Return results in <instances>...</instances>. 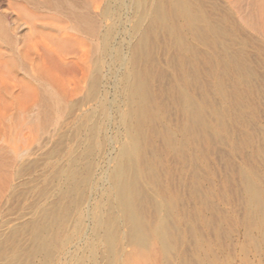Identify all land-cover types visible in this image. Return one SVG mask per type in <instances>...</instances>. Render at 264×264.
Instances as JSON below:
<instances>
[{
    "label": "rangeland",
    "instance_id": "1",
    "mask_svg": "<svg viewBox=\"0 0 264 264\" xmlns=\"http://www.w3.org/2000/svg\"><path fill=\"white\" fill-rule=\"evenodd\" d=\"M42 1L0 0V11L1 9L7 10L9 2L17 5L26 3L23 6L26 11L31 10L28 11L29 14L32 12L39 14L40 12L47 16L53 9L42 6ZM65 1L80 10L83 0ZM201 1L205 12L207 11L206 16L222 25L224 36L219 38V41L221 44L223 41L227 46L230 44L228 54L231 53V56L235 53L240 55L243 62L240 64L245 71L241 72L242 70L238 69L237 65H232L236 59L234 57L227 67L213 65L211 62L207 63L211 53L219 51L203 47V44L199 42V39L202 38H200L199 32L188 33L191 23L187 19L177 18L172 21L173 23L171 22V25H177L178 30L182 32L187 30L185 31L188 33L185 41L191 46L193 45L189 48L190 52L187 49L186 52L185 49L179 48L182 46L174 41V36H170L169 31H165L166 29L158 30L159 33H154L152 37L157 46H155V50H151L150 59L154 58V63L151 61V69L155 70L152 69L154 73L151 70L148 88L153 95L151 107L153 106L154 114L148 118L145 124L144 133L145 139L148 138V143L146 140L144 143H146L145 157L153 166L150 170L153 172L149 171L147 176L151 178L154 175L156 178L151 179H156V182L145 187V195L148 198L146 199L150 202L147 205L148 217L146 219L148 223L146 226L149 228L150 224L153 225L150 223L152 221V211L150 210L153 209L151 208L153 204L160 201L171 204L172 217L169 219V225L172 227L170 229L171 248L169 247L164 252L165 250L154 235L150 236L146 245L147 249L139 247L135 245L134 241L128 239V228L123 224L120 225L118 238L113 245V257L110 258L103 244L99 243L96 248H93L89 236L91 222L88 213L91 209L96 215L99 214L96 208L99 197L96 195L97 189L92 188V191L87 188L85 193L88 194H85L83 202L81 200L73 210L70 222L61 236L63 247L49 264H74L75 259L73 258L78 256L85 260L86 264H109V259H111L110 264H264V247L257 226L259 214L256 209L248 207L246 193L247 185L252 183L264 196V2L262 0ZM105 4L106 0H98L97 24L100 34L111 29L112 32L108 36V40L110 39L109 44L112 51L115 53L121 46L126 52L125 30H130L137 21L138 15L135 16L126 8L118 10L117 5L114 4L116 12L104 14V16L102 12L104 6L106 7ZM19 12V10L18 12L15 10L5 12V21L15 20ZM51 12L50 17L63 18L59 17L61 15L57 14L55 10ZM260 13L263 20L258 21L256 19L260 18ZM248 16L251 17V20L253 18L255 23ZM20 17L25 19L22 15ZM63 20L66 21V19ZM249 20L252 24L249 23ZM186 27L188 28L186 29ZM102 44V37H97L95 41L97 50L93 60L95 66L94 68L91 66V68L92 71H95L98 67L100 78L97 85L99 89H96V95L92 101L87 102L88 99L84 92L73 98L64 97L63 101L66 103L67 100L69 107L50 110L49 115L44 117L42 111L32 108V105L41 102L43 97H41L42 92L39 91L40 88L37 85L33 86L37 91L36 94L34 92V95L28 96L18 95L16 90L11 91V87L4 90L0 85V242L5 238L4 242L6 243L9 241L8 238L11 239L16 235L17 238L20 236L17 242L21 240L19 245L23 246L24 241L27 240L25 233L27 223L36 217L40 209L55 200L57 187L51 180L58 169L66 165L70 154L73 152L78 154L85 150L86 140L89 136L87 127L91 124L86 118L89 112L93 110L94 113L97 112L98 116L95 114V120H97L96 123L98 122L97 127L100 131L99 145L94 150L95 154L93 153L95 157L92 155L96 167L93 172L97 181L104 170L112 168L114 164L110 160L116 155L115 153L118 152L122 144L127 142L128 134L124 127L119 126L120 122L116 112L122 108L124 113H127L128 109L126 108L128 107H125L127 106L124 101L125 96L119 97L113 88V81L108 73L111 60L101 56ZM166 45L167 48H165ZM204 50L208 52H204ZM112 51L111 53H113ZM160 53L163 55L160 56ZM205 64L206 66H204ZM0 82L2 84V81ZM180 89L186 91L196 105L202 106V110L194 115L195 117L198 115L199 120L197 117L194 119L193 115L190 116L191 113L181 106L183 104L180 98L183 91ZM103 101H108L111 109L107 118L102 120L100 104ZM81 102L88 106L78 111L77 107L82 104ZM113 102L114 104H112ZM159 105L161 106L159 107ZM120 109L118 111L122 110ZM188 115L190 119H193L192 121L187 117ZM195 121L197 123L193 124ZM150 123L153 126L151 128ZM149 157L150 160H148ZM150 173L153 174L149 175ZM51 185L52 188L54 186L55 188L52 189ZM154 189H157V192ZM80 214L81 218L78 216ZM162 214L164 216L165 212H161ZM78 220L81 224L80 228H77L79 227L77 226ZM22 232L25 234L23 237H21ZM84 233L88 234L87 240L83 238ZM63 235L70 237L64 239ZM23 238L24 240H22ZM91 251L93 254L95 253V256ZM141 253L143 254L141 255ZM92 256H94L95 261L92 260L94 262L90 259ZM34 259L38 260V263L35 262L36 260L33 261L34 264H42L41 258ZM143 260L144 263H142Z\"/></svg>",
    "mask_w": 264,
    "mask_h": 264
},
{
    "label": "bare ground",
    "instance_id": "2",
    "mask_svg": "<svg viewBox=\"0 0 264 264\" xmlns=\"http://www.w3.org/2000/svg\"><path fill=\"white\" fill-rule=\"evenodd\" d=\"M262 2H264V0H262ZM41 3L42 6L48 9L55 10L57 14L61 15L58 16L63 18H57L56 16V18L50 17L52 15L50 14V12H53V10H51L48 14L46 13L47 16L45 15V13L40 12L39 14H33V12L32 14H29L28 11L30 12L31 10L26 11L25 6H23L26 3H24L23 5H17L16 3L9 2L7 10L1 9L0 11V81H2V84L0 82V85H2V89L7 90V87H11V91L16 90L18 92V95L20 94L28 96L30 94L34 95V92L36 94L37 91L34 87L35 85H37L40 88L39 91L41 90L40 92H42L41 97H43L41 99V102H37L36 104L32 105L33 107H31L37 108L38 110L42 111L44 117H47L49 115L50 110L67 108V100L66 103L63 100L67 97L73 98L76 95L78 96L81 92L85 93V97L88 99L87 102L92 101V98H95L94 96L96 95V89L98 88L97 85L100 78L97 71L98 67L97 69H95V71H92V68H94L95 66L93 65V60L95 57L94 54L97 50V48L95 47V41L97 37L100 36L103 40L102 47L100 48L101 56L111 60V64L109 63L110 65L108 73L113 81V88L115 92L119 95V97H122V95L125 96L124 101H126L127 104V106L125 107H128L126 108L128 109V112L124 113L123 109L121 108V110L119 108L121 111H118V109L116 113L120 122H118L120 124L119 126H122L126 129L128 137L127 142H123L124 144H122L118 152L115 153L116 155L114 154L115 156L113 155L114 157H111L112 159L110 160V162L114 164L112 168L104 170L101 174V177L99 178V181H97V179L94 177L95 174L93 172L95 167L93 162V157H95V155H93V153L94 150H96L95 148H97V146L99 145L98 141L100 131L97 127L98 122L96 123L97 120H95V114L97 112L94 113V110L92 112H89L90 114L88 113L86 118L87 121L91 124L87 127V134L89 136L86 140L87 146L85 150H82V152L78 154H74L73 152L67 158L68 160H66L67 163L66 165H64V167L59 168L56 173V170L54 169L55 174L51 181L52 183L56 184L57 187V194L55 196V200H52V203L40 209L36 217L33 218L29 223H27V227L25 226V233L27 237V240H25L26 242L24 241L23 245L25 247L19 245L21 240H19V242H17V240L20 236L17 238L15 237L16 235H14V237L12 236L11 239L8 238L9 241L6 243L4 242L5 238L3 241H1L2 243L0 242V264H34L33 261H35L36 259L33 260V258L36 257L42 259V264H49L55 254L61 250V247H63L64 243L61 236L62 234H64V230L67 228V225L70 222L73 210L79 205L82 199L84 200L85 194H88L87 192L85 193L87 188H90L91 190L92 188L97 189L96 195L97 197H99L98 205L96 207L99 211V214L97 213L98 215H96V213L91 209L88 213L91 222L89 236L93 248H96L97 244L99 243L103 244L106 247L110 258L113 257V245L116 239L118 238L120 225L122 226L123 224V226L125 225L128 228V239L134 241L136 243L135 245H138L139 247H145L147 249L148 246L146 247V245L148 243V240H150L149 238L151 235H154L159 240L161 244L160 246H162L165 250L164 252H166V250L170 247L171 243L170 229L172 227H170L171 225H169V219L172 217V205L165 201L157 202L155 205L153 204V207H151L153 209H149L150 211H152V221L149 222L153 225L150 224V229L146 226V223H148L146 219L148 217L147 205L150 202H148L149 200H147L148 198L145 195V187L146 185L151 186V183L153 185L154 181L156 182V179H151L154 177V175L151 178H148L147 176V173H149L153 166L150 161H147V157H145L146 143H144L146 140L144 133L145 124L148 121V118L154 114V110L152 108L153 106L151 107L153 95L151 93V90L148 88L150 74L153 70H155L153 68V70L151 69V61H153L154 59H150L152 53L151 50H155V46H157L156 42L154 41V38L152 39V37L154 33H156L158 30L161 31L166 29L165 31H169L170 34H168L170 36H174L175 40L173 38L172 39L176 41L180 46H182L179 48H183V50L185 49L186 51V49L189 50V48H191L193 45L191 46L190 43L186 42L185 37H187L188 33L197 31L201 34L200 38H202L199 39V42L203 44V47L205 46V48H208L209 50L218 49L219 51L218 53H216V51H213L210 57L207 59V63L211 62L213 63V65H221L227 67L230 65L229 63L233 61L232 59L234 57V59H236L232 62V65H237L238 69L240 68L242 70L241 72H243V70L245 71V69H243L242 64H240L242 62L240 55L238 56L237 53H235L233 56H231V53L228 54V46L230 44L227 46V44L223 43V41L222 44L219 41V38H222V36H224V30L221 28L222 25L219 22L215 23L214 21L210 20V17L206 16L207 11L205 12V8L203 7L201 0H106V7L104 6L102 12L103 15L112 14L113 12H116V7H114V4L117 5L118 10L126 8L127 10L133 12L132 14H135V16L138 15V19H136L137 21L130 28V30L124 29L125 34L127 36V51L124 52L123 48L119 46L120 48L118 47L115 53L112 51L111 45L109 44L110 39L108 40V36L112 32L110 31L111 29H109L110 32L106 30L107 32L104 31L105 33L100 34L98 28V0H83L80 5L81 9L79 8L80 10L76 9V7L71 6V3L69 4L65 0H43ZM37 6L40 5L38 4ZM11 10L12 12L14 10L15 12H18V10L20 12L15 20L6 22L4 18L5 12ZM250 14L252 15V13ZM21 15L24 16L26 21H24L25 19L20 17ZM257 15L259 16V14ZM256 17H254V19H256ZM177 18H183V20L187 19L190 21V27H186V29L188 28V31L185 30L188 33H185V31L182 32L181 30H178L177 25H171V22L173 20L175 21V19L177 20ZM244 18L246 17L244 16ZM262 18L263 17L261 14L260 18H257L256 20L259 21ZM63 19H66V21ZM249 19L251 20V17H249ZM250 20L249 23L252 24ZM252 22L255 23V20H253ZM249 23L247 24L249 25ZM158 33L159 32H157V34ZM216 45L218 46L215 47ZM165 48H167V45ZM111 51L113 53H111ZM234 51L236 52V50ZM188 52H190V50ZM204 52L208 51L204 50ZM161 55L163 54L160 53V56ZM204 66H206V64ZM235 69L238 70L237 68ZM91 72L94 73L92 74ZM152 73H154V71ZM152 77L151 79H153ZM180 90L184 92V90ZM183 92L182 95L180 93L181 103L183 104L181 106H183L184 110H187V112L191 113L190 116L193 115L192 117L194 119L198 118L199 120L200 118L197 117L198 115H196L197 118L194 115L198 114V112L202 110V106L200 107L196 105V103L189 97V94H187L186 91V93L184 92L185 94ZM218 96H220V94ZM85 97L83 96V98ZM112 104H114V102ZM100 105L103 120L104 118H107L109 110L111 109V105L108 101H103ZM85 106H88V104H80L77 107L78 111L79 109L83 110ZM116 106L118 105L116 104ZM116 106L114 105V107ZM160 106L161 105H159V107ZM187 117H189V115ZM150 120L152 121V117ZM190 120L192 121L193 119ZM196 123L197 122L195 121V123L193 124ZM198 125L200 126L199 123ZM151 126L152 124L150 125V128ZM147 132L149 133V130H147ZM146 142L148 143V138ZM78 147L77 149L79 150ZM150 159L151 158L149 157L148 160ZM152 174L153 173H150L149 175ZM246 193L248 207H251L253 210L256 209L258 211L257 213L259 214V216L257 226L258 231L261 235L260 240H262V246L264 247V196L262 195L261 191L252 183H249L247 185ZM163 211L165 212L164 216L163 214L161 215V212ZM78 216H80V218L82 217L81 214ZM80 225L81 224L78 220L77 226L79 227L77 228H80ZM24 235L25 234L23 233L21 237H23ZM87 236V233L83 234V238L86 240ZM66 237H64V239H66ZM69 237L70 236H68L67 239ZM22 240H24V238ZM142 254L143 253H141V255ZM89 256L91 257V255ZM94 256L90 258L91 261L94 260ZM73 259H75L74 264H86L84 263L85 260H82L79 256ZM109 260L110 264L111 259ZM37 261L38 260H36L35 262L38 263ZM142 263H144V260Z\"/></svg>",
    "mask_w": 264,
    "mask_h": 264
}]
</instances>
